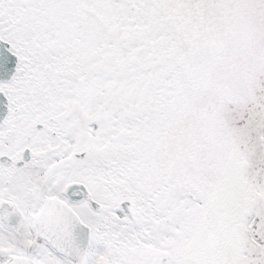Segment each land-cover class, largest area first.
Instances as JSON below:
<instances>
[{
  "label": "snow or ice",
  "instance_id": "6c2138e0",
  "mask_svg": "<svg viewBox=\"0 0 264 264\" xmlns=\"http://www.w3.org/2000/svg\"><path fill=\"white\" fill-rule=\"evenodd\" d=\"M0 264H264V0H0Z\"/></svg>",
  "mask_w": 264,
  "mask_h": 264
}]
</instances>
